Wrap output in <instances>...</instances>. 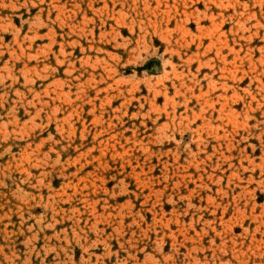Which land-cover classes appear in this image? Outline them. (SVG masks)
<instances>
[{
    "label": "rangeland",
    "instance_id": "374dc122",
    "mask_svg": "<svg viewBox=\"0 0 264 264\" xmlns=\"http://www.w3.org/2000/svg\"><path fill=\"white\" fill-rule=\"evenodd\" d=\"M0 264H264V0H0Z\"/></svg>",
    "mask_w": 264,
    "mask_h": 264
}]
</instances>
